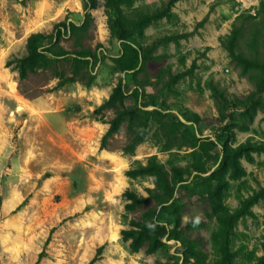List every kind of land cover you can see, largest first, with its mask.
<instances>
[{"label": "rangeland", "instance_id": "374dc122", "mask_svg": "<svg viewBox=\"0 0 264 264\" xmlns=\"http://www.w3.org/2000/svg\"><path fill=\"white\" fill-rule=\"evenodd\" d=\"M104 1L95 0L88 9L86 30L59 42L68 49L81 44L94 49L97 43L103 44L105 52L97 63L96 81L90 86L74 81L52 89L58 78L50 71L38 69L19 79L15 62L7 61L25 52L32 32L49 33L66 15L80 24L86 11L83 0H0V264H88L98 246L102 251L93 264H170L176 258L174 240L166 239L154 251L146 244L134 250L130 239L122 235L131 219H140L155 203L151 197L134 209L126 207V189L148 195L155 187L151 176H131L127 170L137 161L145 163L152 154L167 166L169 161L184 165L191 148L173 146L163 150L161 142L151 135L128 153L121 148L126 139L125 126L109 139L108 146H101L113 109L98 111L96 107L124 75L114 69L109 57L117 47L110 37ZM167 1L136 0L133 5L152 9ZM258 2L178 0L173 6L179 16L176 20L162 17L144 30V43L166 34H187L179 37L178 43H158L154 51L158 58L148 65L151 82L146 89L159 102L172 106L182 119L187 121L179 110L199 119L200 136L214 138L212 126L219 115L218 99L205 85L207 78L211 77L229 96L244 97L255 87L247 75L239 73L220 45L219 36L230 30L239 11L249 9L254 13ZM252 21L257 23L258 18ZM249 22L245 21L246 26ZM38 23L43 25L35 27ZM247 35L239 41L246 52ZM175 73L179 78L170 86L164 85ZM237 114L246 127L233 126L232 144L247 137L264 141V109L258 107L249 120L248 115ZM253 155V161L241 157L247 173L230 179L231 194L226 201L231 206L238 202L237 189L247 194L244 183L255 187L264 184V152ZM10 198L13 200L8 205ZM252 209L255 215L240 219L237 227L247 232L248 248L257 246V253H261L264 198ZM189 216L207 221V226L191 234L205 237L209 254L205 264H212L210 236L215 218L206 217L199 205L191 207L183 219Z\"/></svg>", "mask_w": 264, "mask_h": 264}, {"label": "trees", "instance_id": "16d2710c", "mask_svg": "<svg viewBox=\"0 0 264 264\" xmlns=\"http://www.w3.org/2000/svg\"><path fill=\"white\" fill-rule=\"evenodd\" d=\"M135 1H104L110 37L115 40L117 47L116 52L109 57L114 69L124 75L119 77L108 97L96 107L98 111L103 108L113 109L108 127L101 137V146H108L109 139L125 126L126 139L121 146L125 152L133 153L136 146L151 135L161 142L163 150L173 146L191 149L184 165L169 161L167 166L152 154L145 163L137 161L127 170L131 176H151L155 187L148 195L126 189V207L134 209L151 197L155 203L148 206L140 219H131L130 226L122 229V235L130 239V247L134 250L146 244L148 250L154 251L164 245L166 239L174 240L176 258L170 264H205L209 255L205 248V237L192 235L191 231L207 226V221L194 216L183 219L191 207L199 205L206 217L215 218V228L210 236L214 255L212 264H244V260L251 264H264V240L260 242L261 253H257V246L248 248L245 241L248 238L247 232L237 227L240 219L255 215L252 206L264 198V184L259 183L255 187L246 182L243 188L247 194L241 188L237 189L238 202L235 206L226 201V197L231 194L230 179H238L247 173L241 157L253 161V152H264L263 140L253 141L247 137L236 145L231 142L235 134L233 126L246 127L237 112L248 115V118H243L249 120L258 107L264 109V0H259L254 13L249 9L239 11L230 30L219 36L220 45L227 50L228 57L239 68V73L247 75L255 87L244 97L229 96L211 77L205 80V85L211 95L218 99L219 105V115L212 126L215 130L214 138L199 135L202 133L199 119L179 110L187 122L172 106L165 101L159 102L156 95L146 89L151 82L148 65L158 58L154 54L158 43L169 40L178 43L179 37L187 34H166L144 43V30L162 17L176 20L179 16L173 6L178 0H168L152 9L135 6ZM94 5L95 0H83L86 11L80 24L68 20L70 16L66 15L64 20L53 25L51 32L37 31L29 34L25 52L7 61L15 62L19 79H25L31 72L42 69L58 78L52 89L74 81H81L86 86L92 85L96 81L97 63L102 60L105 52L103 44L97 43L94 49L82 44L79 48L68 49L59 42L63 37L80 35V31L87 29L86 16L90 15L88 9ZM256 18L258 21L254 23L252 20ZM204 19H201V23ZM247 20H250L248 26L245 23ZM246 32L248 35L244 44L249 50L247 52L240 48L239 43ZM178 76L176 73L171 74L164 85L170 86ZM172 154L177 156V153ZM101 251L102 246H98L88 264H93Z\"/></svg>", "mask_w": 264, "mask_h": 264}, {"label": "bare ground", "instance_id": "6f19581e", "mask_svg": "<svg viewBox=\"0 0 264 264\" xmlns=\"http://www.w3.org/2000/svg\"><path fill=\"white\" fill-rule=\"evenodd\" d=\"M43 22H44V21H43ZM45 24H46V23H45ZM42 25H43V23H38L37 26H35V27H40V26H42ZM31 27H32V26H31ZM35 27H33V28H35ZM120 171H121V170H120ZM118 187H121V185L119 184ZM12 200H13V198H12V199L10 198L7 204L10 205V204L12 203Z\"/></svg>", "mask_w": 264, "mask_h": 264}]
</instances>
